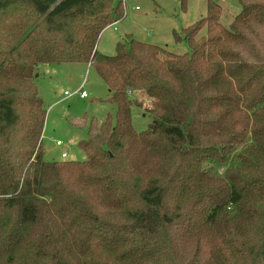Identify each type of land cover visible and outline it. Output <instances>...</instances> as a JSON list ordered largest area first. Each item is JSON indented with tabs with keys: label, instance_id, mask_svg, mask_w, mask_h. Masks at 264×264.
I'll return each instance as SVG.
<instances>
[{
	"label": "trees",
	"instance_id": "1",
	"mask_svg": "<svg viewBox=\"0 0 264 264\" xmlns=\"http://www.w3.org/2000/svg\"><path fill=\"white\" fill-rule=\"evenodd\" d=\"M240 4L226 26L207 0L175 32L190 52L107 54L123 0H0V264H264V0ZM43 63H89L111 92L85 160L45 158Z\"/></svg>",
	"mask_w": 264,
	"mask_h": 264
},
{
	"label": "rangeland",
	"instance_id": "2",
	"mask_svg": "<svg viewBox=\"0 0 264 264\" xmlns=\"http://www.w3.org/2000/svg\"><path fill=\"white\" fill-rule=\"evenodd\" d=\"M120 0H116L118 2ZM223 6L221 22L229 26L241 10L240 0H216ZM125 17L108 26L101 33L100 51L114 54L119 41L133 37L144 42L160 45L169 51L183 54L190 52L189 44L175 40V32L194 24L207 12V0H188L186 9L180 0H123ZM138 7V8H137ZM204 30L203 32H205ZM36 83L47 109L43 144L48 160H85L87 154L78 146L88 137V126L93 119L104 121L108 116L115 120L117 107L109 98V88L93 66L86 63L39 64ZM85 89L87 98L82 99L77 91ZM69 91L71 95L65 93ZM139 99L142 92L135 93ZM144 106H132L135 128L142 131L148 127L151 117ZM86 117V126L71 124L72 118ZM61 139L62 146L56 141ZM223 171V169H220Z\"/></svg>",
	"mask_w": 264,
	"mask_h": 264
},
{
	"label": "built area",
	"instance_id": "3",
	"mask_svg": "<svg viewBox=\"0 0 264 264\" xmlns=\"http://www.w3.org/2000/svg\"><path fill=\"white\" fill-rule=\"evenodd\" d=\"M116 23L117 22H115L114 24H116ZM74 92L79 93V95H80V97L82 99H85L88 96V93H87V91L85 89H78L77 91H74ZM65 93L68 94V95H71V93L69 91H65ZM130 93L133 94L132 92H130ZM149 102H151V100ZM56 144L58 146H62L64 143H63L62 140H57ZM61 156H62V158H67L69 156V153L66 150H64V151H62Z\"/></svg>",
	"mask_w": 264,
	"mask_h": 264
},
{
	"label": "crops",
	"instance_id": "4",
	"mask_svg": "<svg viewBox=\"0 0 264 264\" xmlns=\"http://www.w3.org/2000/svg\"><path fill=\"white\" fill-rule=\"evenodd\" d=\"M98 49H100V46L98 45ZM87 65H89V66H92L91 64H89V63H86ZM93 67V66H92ZM109 95H111V92L109 91ZM44 99V98H43ZM43 136H44V134H43ZM58 140H61V139H58ZM64 151V150H63ZM46 158V157H45ZM47 159V158H46ZM65 159V158H64Z\"/></svg>",
	"mask_w": 264,
	"mask_h": 264
}]
</instances>
